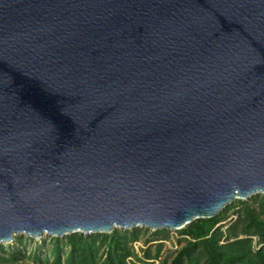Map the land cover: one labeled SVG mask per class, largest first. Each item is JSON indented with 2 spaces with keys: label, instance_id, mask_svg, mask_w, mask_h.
Returning <instances> with one entry per match:
<instances>
[{
  "label": "water",
  "instance_id": "water-1",
  "mask_svg": "<svg viewBox=\"0 0 264 264\" xmlns=\"http://www.w3.org/2000/svg\"><path fill=\"white\" fill-rule=\"evenodd\" d=\"M264 194V0H0V242L179 229Z\"/></svg>",
  "mask_w": 264,
  "mask_h": 264
},
{
  "label": "rangeland",
  "instance_id": "rangeland-1",
  "mask_svg": "<svg viewBox=\"0 0 264 264\" xmlns=\"http://www.w3.org/2000/svg\"><path fill=\"white\" fill-rule=\"evenodd\" d=\"M261 194L263 193L253 194L252 196L258 195L254 199H251V196L234 198L213 216L215 223L212 229L215 231L214 238L217 242H233L248 237L251 238L250 246L253 250L264 246V239L258 235L243 234L245 227L242 221H239V218H246L244 216L247 207L254 208L256 213L262 212L258 218H263L264 199ZM183 229L184 227L152 229L135 226L130 229L115 228L108 233H77L85 236L95 235L88 246L90 252L88 258H93L95 264H110L109 251L112 249L110 244H114L113 234H116L115 237L123 245L121 264H171L180 252L191 248H193L191 253L196 257L198 264H207L208 245L195 242ZM66 235L68 234L63 236L43 234L34 237L17 234L9 242H0V264H70L67 259L70 245ZM103 235H106V238H103Z\"/></svg>",
  "mask_w": 264,
  "mask_h": 264
},
{
  "label": "trees",
  "instance_id": "trees-1",
  "mask_svg": "<svg viewBox=\"0 0 264 264\" xmlns=\"http://www.w3.org/2000/svg\"><path fill=\"white\" fill-rule=\"evenodd\" d=\"M264 199V194H261ZM258 195L251 196V199ZM259 213H256L254 208L247 207L246 218H239L244 224L243 234L254 233L261 239H264V215L263 218H258ZM238 221V222H239ZM245 222V223H244ZM215 223V218H198L186 224L183 229L184 233L195 240L208 245L207 264H264V246L253 250L250 246L251 238H241L233 242L219 243L214 238L215 231L212 229ZM234 226V225H233ZM136 229V228H135ZM113 234L114 244H110L109 263H122V242L119 241ZM70 245V251L67 254V259L70 264H95L93 258L89 256V245L95 238L94 234L83 235L81 233H70L66 235ZM106 238V235H103ZM195 247V246H193ZM193 248L180 252V254L171 262V264H198L196 257L191 253Z\"/></svg>",
  "mask_w": 264,
  "mask_h": 264
}]
</instances>
